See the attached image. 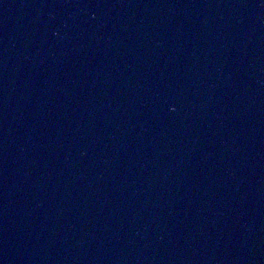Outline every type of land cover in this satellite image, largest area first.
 <instances>
[{"label":"water","instance_id":"water-1","mask_svg":"<svg viewBox=\"0 0 264 264\" xmlns=\"http://www.w3.org/2000/svg\"><path fill=\"white\" fill-rule=\"evenodd\" d=\"M0 264H264V0H0Z\"/></svg>","mask_w":264,"mask_h":264}]
</instances>
